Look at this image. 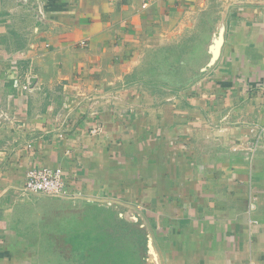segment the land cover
Returning a JSON list of instances; mask_svg holds the SVG:
<instances>
[{
  "label": "crops",
  "instance_id": "obj_1",
  "mask_svg": "<svg viewBox=\"0 0 264 264\" xmlns=\"http://www.w3.org/2000/svg\"><path fill=\"white\" fill-rule=\"evenodd\" d=\"M222 6L216 63L168 84L140 71L213 0H0V264H32L15 221L41 166L76 202L139 209L155 264H264V139L247 153L264 135V0Z\"/></svg>",
  "mask_w": 264,
  "mask_h": 264
},
{
  "label": "rangeland",
  "instance_id": "obj_2",
  "mask_svg": "<svg viewBox=\"0 0 264 264\" xmlns=\"http://www.w3.org/2000/svg\"><path fill=\"white\" fill-rule=\"evenodd\" d=\"M220 7L222 0H213V16L201 13L198 26L182 33V44L170 41L140 72L173 84L187 80V72L197 77L211 69L216 60L204 58L205 48ZM27 196L30 205L19 211L15 224L32 264H155L149 222L139 209L110 201Z\"/></svg>",
  "mask_w": 264,
  "mask_h": 264
},
{
  "label": "built area",
  "instance_id": "obj_3",
  "mask_svg": "<svg viewBox=\"0 0 264 264\" xmlns=\"http://www.w3.org/2000/svg\"><path fill=\"white\" fill-rule=\"evenodd\" d=\"M145 3L144 6H147ZM86 41L80 42L81 46H84ZM100 133L99 128H93L89 134L95 136ZM62 136V135H59ZM264 139V135H258L255 143H251L247 148V153L254 154L260 147V142ZM30 146H28L29 148ZM21 191L25 195L30 194H44L55 197L67 198L72 201L78 200L81 195L70 190L67 175L60 167H34L27 171L26 178ZM252 222V221H251Z\"/></svg>",
  "mask_w": 264,
  "mask_h": 264
}]
</instances>
